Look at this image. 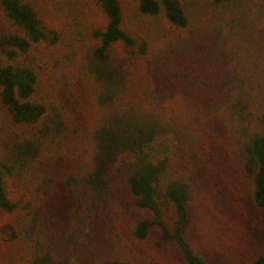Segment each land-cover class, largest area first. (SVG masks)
<instances>
[{
    "label": "trees",
    "instance_id": "16d2710c",
    "mask_svg": "<svg viewBox=\"0 0 264 264\" xmlns=\"http://www.w3.org/2000/svg\"><path fill=\"white\" fill-rule=\"evenodd\" d=\"M90 1L85 31L0 0L3 264H135L125 232L153 229L209 264L186 237L205 187L233 168L264 209V0Z\"/></svg>",
    "mask_w": 264,
    "mask_h": 264
},
{
    "label": "rangeland",
    "instance_id": "374dc122",
    "mask_svg": "<svg viewBox=\"0 0 264 264\" xmlns=\"http://www.w3.org/2000/svg\"><path fill=\"white\" fill-rule=\"evenodd\" d=\"M45 4L50 26L64 29L75 20L81 28L104 23V16L90 0H42ZM137 0H120L127 19L136 12ZM46 17V18H47ZM16 29L0 9V34H9ZM0 58L5 62L0 49ZM44 77V91L50 81ZM1 108V107H0ZM170 145L168 138L160 139L152 146V153L161 157ZM244 179L230 168L222 179L208 184L199 194L197 205L191 211L186 237L194 249L203 255L209 264H253L264 255V209L256 208L248 198ZM125 229V223L121 224ZM0 231V263L6 262L9 244ZM130 238L135 264H187L179 247L161 230L153 229L146 241Z\"/></svg>",
    "mask_w": 264,
    "mask_h": 264
}]
</instances>
